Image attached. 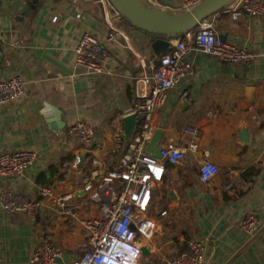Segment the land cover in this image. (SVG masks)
I'll use <instances>...</instances> for the list:
<instances>
[{
	"label": "crops",
	"instance_id": "0c3cea01",
	"mask_svg": "<svg viewBox=\"0 0 264 264\" xmlns=\"http://www.w3.org/2000/svg\"><path fill=\"white\" fill-rule=\"evenodd\" d=\"M143 1L180 12L177 0ZM205 20L223 41L247 48L255 59L238 73L240 66L197 51L187 53L193 73L168 91L151 125L152 133L164 132L160 145L171 142L183 148L190 141L186 127H195L200 131L198 149L166 165L148 210L157 226L145 246L148 255L137 264H165L185 249L189 238L203 242V264H264V17L242 14L234 21L221 8ZM111 27L121 36L108 41ZM84 32L92 33L109 53L100 75L74 73V49ZM153 39L119 17L107 0H0V80L20 75L26 84L22 97L0 106V153H36L22 176H0V190L7 188L31 200L38 199L44 184L58 193L68 191L78 174L69 169L61 184L65 164L82 157V151L86 155L81 169L89 170L93 158L103 163V171L111 169L125 148L116 146L111 120L131 106L133 89L145 93L150 88L158 59L151 51ZM44 104L60 111L62 130L46 123L41 114ZM78 121L93 128L95 144L90 148L66 136L67 128ZM241 125L249 131L247 146L240 145L236 134ZM205 161L220 172L201 183L198 170ZM229 169L234 171L230 179ZM229 180L232 187L226 190L223 186ZM171 191L178 205L172 204ZM162 210H167L164 217L159 215ZM247 213L257 217L258 231L251 237L240 226ZM49 215L48 201H43L35 221L0 211V264H30V255L46 233L64 252L55 264L78 258V233L65 221L48 226Z\"/></svg>",
	"mask_w": 264,
	"mask_h": 264
},
{
	"label": "built area",
	"instance_id": "2783aa9c",
	"mask_svg": "<svg viewBox=\"0 0 264 264\" xmlns=\"http://www.w3.org/2000/svg\"><path fill=\"white\" fill-rule=\"evenodd\" d=\"M177 1L179 11H185L201 0ZM223 9L234 21L242 14L261 18L264 17V0H234ZM191 31L192 35L188 32L175 38L171 48L158 57L152 69L150 88L145 93L133 89L131 106L112 118L116 146L125 145L122 118L133 114L138 124L131 143L125 145L121 157L111 169L103 171V163L96 158L91 159L89 170L81 169V157L77 155L65 164V177L60 179L63 184L69 169L78 174L72 178L73 184L68 191L58 193L52 185H42L38 189V199L31 200L7 188L0 190V211L5 215L20 213L35 221L41 214L43 201L49 202L48 226L54 227L65 221L70 231L78 233L76 248L80 255L70 264H137L142 258V248L157 226V220L148 215V210L153 192L163 180L166 165L180 162L185 159L187 151L193 153L198 149L200 131L187 126L190 141L186 148L165 142L160 145L159 158L145 151L153 130L152 118L165 104L168 91L193 73L192 64L186 59L187 53L197 51L217 57L230 66L240 67L255 59L247 48L223 41L207 20L201 21ZM117 36H121L119 30L111 27L107 40ZM108 60L109 53L97 38L90 32L82 33L74 49L75 75H100ZM25 91L26 84L20 75L0 80V106L19 99ZM65 133L68 139L80 146L90 148L95 144L93 128L87 123L75 122ZM35 158L36 153L32 151L0 153V176L8 179L22 176ZM219 172L214 163L205 161L198 170L199 181L209 182ZM233 173L229 169L226 175L230 179ZM231 187V180L223 186L226 190ZM78 192L82 194L77 195ZM91 211L96 215H89ZM159 215L166 216L167 210L160 211ZM257 225L254 213H247L240 222L249 237L257 233ZM63 256L64 252L52 234L46 233L30 255L29 263L55 264ZM204 257L203 242L189 238L185 249L165 264H203Z\"/></svg>",
	"mask_w": 264,
	"mask_h": 264
},
{
	"label": "water",
	"instance_id": "95a60500",
	"mask_svg": "<svg viewBox=\"0 0 264 264\" xmlns=\"http://www.w3.org/2000/svg\"><path fill=\"white\" fill-rule=\"evenodd\" d=\"M112 9L119 17L124 18L127 23L139 30L151 34L154 39L151 43V51L156 58L166 53L171 48V41L183 36L194 29L201 21L209 15L231 4L234 0H201L189 10L171 12L149 6L143 0H107ZM238 73H243L244 68L236 69ZM188 103H183L186 106ZM45 121L51 129L62 130L65 126L61 121V113L58 109L44 104L41 112ZM124 144L131 143L136 132L138 121L133 114L122 118ZM237 137L241 146L249 144V131L246 125H241L236 130ZM164 132L161 129L154 131L146 145L145 151L149 155L160 157V143ZM86 151H82L80 158L84 160ZM78 192L77 195H81ZM173 205H178L179 201L174 192L168 193ZM143 256L148 255L147 247L142 248Z\"/></svg>",
	"mask_w": 264,
	"mask_h": 264
},
{
	"label": "trees",
	"instance_id": "16d2710c",
	"mask_svg": "<svg viewBox=\"0 0 264 264\" xmlns=\"http://www.w3.org/2000/svg\"><path fill=\"white\" fill-rule=\"evenodd\" d=\"M40 180H41L43 183H46L47 178H46V176H42V177L40 178ZM44 181H45V182H44ZM44 185H48V184H44Z\"/></svg>",
	"mask_w": 264,
	"mask_h": 264
}]
</instances>
